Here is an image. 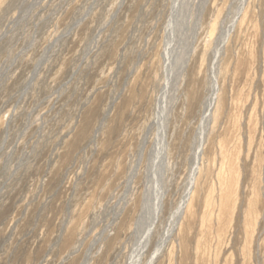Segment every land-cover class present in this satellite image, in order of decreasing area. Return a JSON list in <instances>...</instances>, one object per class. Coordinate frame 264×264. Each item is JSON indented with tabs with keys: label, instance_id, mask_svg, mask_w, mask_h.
Segmentation results:
<instances>
[{
	"label": "rangeland",
	"instance_id": "374dc122",
	"mask_svg": "<svg viewBox=\"0 0 264 264\" xmlns=\"http://www.w3.org/2000/svg\"><path fill=\"white\" fill-rule=\"evenodd\" d=\"M149 228L154 264H264V0H0V264H128Z\"/></svg>",
	"mask_w": 264,
	"mask_h": 264
},
{
	"label": "bare ground",
	"instance_id": "6f19581e",
	"mask_svg": "<svg viewBox=\"0 0 264 264\" xmlns=\"http://www.w3.org/2000/svg\"><path fill=\"white\" fill-rule=\"evenodd\" d=\"M215 26H216V24H215ZM214 26V27H215ZM216 29V28H215ZM193 49V48H192ZM193 51H196V49L195 50H193ZM193 51L191 52V53H193ZM189 57V56H188ZM190 58V57H189ZM189 58H185V59H183V61H182V70H183V72H185V70H186V66H187V63H188V59ZM199 63V62H198ZM200 64V63H199ZM199 66V65H198ZM198 66H197V68H198ZM193 68V67H192ZM196 72V71H195ZM196 77V76H195ZM198 77V76H197ZM191 85V84H190ZM216 91V90H215ZM186 95H188V94H186ZM218 102H219V93L217 92L216 93V96H214L213 98L211 97V99H208L207 100V102H206V104L205 105H207V108H208V110L209 111H211V117H212V119H213V125L217 122V120H218V118H219V111H220V109H219V105H218ZM232 118V117H231ZM250 120V119H249ZM232 121H234V120H232ZM231 121V122H232ZM237 121H238V119H237ZM251 122V121H250ZM241 123H243L242 121H241ZM252 124V123H251ZM230 125V124H229ZM234 126V125H233ZM239 127V126H238ZM256 127V126H255ZM240 128H241V126H240ZM214 129V128H213ZM237 133V132H236ZM228 134H229V132H228ZM243 134V133H242ZM238 136H239V134H238ZM243 136V135H242ZM254 137V136H253ZM164 138H166V137H164ZM228 138V137H227ZM235 138V137H234ZM233 138V139H234ZM209 139V138H208ZM208 139H207V141L205 142V146H204V148L202 149V152H201V154H202V161L198 164V166H197V168H196V173H195V177H194V180H193V183H192V185H191V187H190V193H189V199H188V201H187V203H185L183 206H182V208H180V211L178 212V214L176 215V218H175V221H174V224H173V226H172V228L174 227H177L178 225H180L181 223H182V220H183V218L185 217V215H186V213H187V211H188V208H189V206L191 205V201H192V198L195 196V194H196V187H197V183H198V178H199V176L201 175V173H202V171H203V163H204V160H205V158H207L208 159V161H209V164L211 163V161L212 162H214V161H216V151H214L213 149L214 148H212V150L214 151V154H213V156L212 155H210L207 151H206V145H207V142H208ZM247 139H248V137H247ZM166 140V139H165ZM164 139H163V142H162V147H161V151H162V153H164L165 154V151H166V149L168 150V148H167V144H166V141H165ZM218 140V139H217ZM219 142V141H218ZM213 143H215L214 141H213ZM236 143V142H235ZM218 144V143H217ZM244 146V145H243ZM214 147V146H213ZM229 147V146H228ZM218 149H223V143L222 142H220L219 144H218ZM236 150V149H235ZM250 150H251V148H250ZM172 151H173V149H172ZM218 151V150H217ZM246 151V150H245ZM225 152V151H224ZM244 152V151H243ZM250 152V151H249ZM219 154V153H218ZM247 154V153H246ZM165 156V155H164ZM213 158V159H212ZM228 158V157H227ZM213 166H211V168H212ZM218 167H219V165H218ZM221 168H225V166L223 165ZM222 169V170H223ZM212 170H213V168H212ZM220 170V169H219ZM239 170V169H238ZM230 171H231V169H230ZM221 173H222V171H221ZM235 175V174H234ZM256 176V175H255ZM217 177V176H216ZM216 182H218V181H216ZM218 184V183H217ZM252 184V183H251ZM240 185H241V183H240ZM238 189V188H237ZM208 191V190H207ZM252 193V192H251ZM206 201V200H205ZM247 202H248V200H247ZM246 202V204H248ZM161 199H158V203H157V209L159 210V208L161 207ZM257 204V203H256ZM247 206V205H246ZM239 207V206H238ZM208 209H209V207H208ZM256 209V208H255ZM218 210V209H217ZM208 212V211H207ZM256 212H257V210H256ZM255 212V213H256ZM253 213V212H252ZM257 214V213H256ZM207 215V214H206ZM206 215H205V218H206ZM254 216V215H253ZM201 220V219H200ZM215 221H216V219H215ZM248 221V220H247ZM155 222V221H154ZM252 222H254V221H252ZM152 224V223H151ZM150 224V226L152 227V225H154V223L151 225ZM201 225V224H200ZM155 227V226H154ZM249 228H250V226H248ZM251 228H252V226H251ZM205 229V228H204ZM172 229H170V231H171ZM176 230V229H175ZM251 230V229H250ZM249 230V231H250ZM205 231V230H204ZM212 232V231H211ZM169 233V232H168ZM150 235H151V228H149V230H147V232L145 233V235L142 237V239L140 240V244H139V246H138V248H137V251H136V253L135 254H133L132 256H131V258L129 259V262H128V264H154V260H155V257H156V253H157V251H158V247L154 250V252H150L151 254L148 256V257H146L147 255H146V253H147V248H148V246H149V239H150ZM169 236V235H168ZM171 236V235H170ZM169 236V237H170ZM169 237H167V238H169ZM213 238V237H212ZM152 239V238H151ZM211 245H212V242H211ZM210 248V247H209ZM208 248V249H209ZM146 257V259L144 260V258Z\"/></svg>",
	"mask_w": 264,
	"mask_h": 264
}]
</instances>
